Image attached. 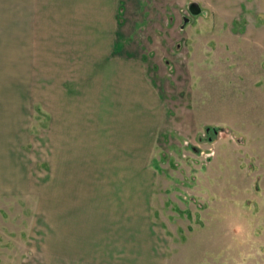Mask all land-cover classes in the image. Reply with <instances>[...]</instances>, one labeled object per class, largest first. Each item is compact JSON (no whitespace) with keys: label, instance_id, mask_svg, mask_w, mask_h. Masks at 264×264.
Masks as SVG:
<instances>
[{"label":"rangeland","instance_id":"374dc122","mask_svg":"<svg viewBox=\"0 0 264 264\" xmlns=\"http://www.w3.org/2000/svg\"><path fill=\"white\" fill-rule=\"evenodd\" d=\"M117 1L122 51L114 57L133 64L141 81L129 87L133 101L112 102V113L132 110L134 166L129 181L88 171L91 181L66 183L79 189L68 205L89 207L81 231L104 243L82 252L132 253L135 264H264V0ZM193 2L200 13H191ZM26 68L18 63V85L13 73L0 90L18 96V134L0 114V264H62L78 213L62 212L70 194L57 175L62 166L50 160L46 103L32 100L40 87ZM86 111L100 113L99 103L88 101ZM120 119H108L113 129ZM94 132L87 137H112ZM94 146L84 153L89 164L117 169L115 159L127 157Z\"/></svg>","mask_w":264,"mask_h":264},{"label":"crops","instance_id":"0c3cea01","mask_svg":"<svg viewBox=\"0 0 264 264\" xmlns=\"http://www.w3.org/2000/svg\"><path fill=\"white\" fill-rule=\"evenodd\" d=\"M118 4L117 0H0V90L6 92L8 80H14L12 62L17 65L14 73L17 85L20 77L18 63L24 62V67L27 66L30 73L32 71L31 77L36 80L35 88L40 87L37 98L32 100L46 103L50 132L48 147L54 151L50 160L62 166L57 175L62 176L60 181L63 182L64 198L68 192L70 194L68 201L62 205V212L78 213V217H73L71 221L69 252L65 248L66 244L68 246L67 235L64 237L62 264H135L141 261L135 259L132 253H125V258H117L113 254L82 252L83 246L96 251L102 249L104 243L102 244V237L95 232L81 231L87 229L86 223H82L80 218L82 212L89 207L83 206L80 200L77 209L68 205L72 197L75 200L78 196L77 184L69 185L70 188L66 190L68 181H91L87 177L88 171L105 175L107 182L112 181L109 178L112 173H122L127 181L130 172L133 173L134 162L128 157V151L134 150L135 142V131L128 120L133 115L132 110L126 104V110L118 113L116 109L112 113V102L133 101L129 97L132 94L129 93V87L140 77L136 75L133 64L121 63L114 57L122 51L121 45L116 42L117 16L121 9ZM90 37L98 38L99 41L87 45V38ZM56 54L73 57L71 61H65V58L56 60ZM87 54H100L102 59L100 62L95 60L87 63L86 58L80 57ZM7 55H14L10 58L12 62ZM8 61L11 64L8 65ZM137 81H141V78ZM88 101L99 103L100 113L97 111L88 114ZM0 114L8 119V130L18 134V96L0 94ZM88 117L99 120L89 123ZM113 117L121 118L120 121H115L116 129L112 128L108 120ZM92 130L100 134L111 133L112 137H87L88 131ZM87 143L94 144V149L97 150L98 146L99 150H104L105 146L113 147L114 151H127V157H123L122 161L115 159L117 169L108 168L111 165L108 162L91 161L92 164H89L84 154ZM115 155L120 156L118 152ZM108 195L106 196L109 197ZM64 222L67 223V218H64ZM100 226L102 225L93 230H100ZM119 226L117 223L116 227ZM116 236L120 237V233ZM121 236L129 237L127 232H122Z\"/></svg>","mask_w":264,"mask_h":264},{"label":"water","instance_id":"95a60500","mask_svg":"<svg viewBox=\"0 0 264 264\" xmlns=\"http://www.w3.org/2000/svg\"><path fill=\"white\" fill-rule=\"evenodd\" d=\"M189 8H190L191 13L193 14L200 13V7L195 2L191 3Z\"/></svg>","mask_w":264,"mask_h":264}]
</instances>
